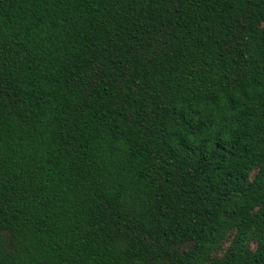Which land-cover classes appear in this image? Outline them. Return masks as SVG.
I'll list each match as a JSON object with an SVG mask.
<instances>
[{"label":"trees","instance_id":"16d2710c","mask_svg":"<svg viewBox=\"0 0 264 264\" xmlns=\"http://www.w3.org/2000/svg\"><path fill=\"white\" fill-rule=\"evenodd\" d=\"M0 264H264V0H0Z\"/></svg>","mask_w":264,"mask_h":264}]
</instances>
